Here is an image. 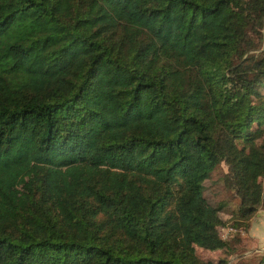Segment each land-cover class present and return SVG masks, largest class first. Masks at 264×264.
<instances>
[{"label":"trees","instance_id":"obj_1","mask_svg":"<svg viewBox=\"0 0 264 264\" xmlns=\"http://www.w3.org/2000/svg\"><path fill=\"white\" fill-rule=\"evenodd\" d=\"M263 179L264 0H0V264H230Z\"/></svg>","mask_w":264,"mask_h":264},{"label":"rangeland","instance_id":"obj_2","mask_svg":"<svg viewBox=\"0 0 264 264\" xmlns=\"http://www.w3.org/2000/svg\"><path fill=\"white\" fill-rule=\"evenodd\" d=\"M220 175L221 172L214 173L212 178L206 181V196L214 205L228 196V190L217 180ZM221 217L225 221V224L219 228L221 236L232 243L234 240L242 242L234 256L231 257L230 264H237L238 260L244 264H253L257 259L258 252L264 248V204L251 221V228L256 238H251L248 235L250 231L240 229L232 224L230 207L221 212ZM197 253L203 259L212 261H217L224 254L221 251H210L200 247L197 248Z\"/></svg>","mask_w":264,"mask_h":264},{"label":"crops","instance_id":"obj_3","mask_svg":"<svg viewBox=\"0 0 264 264\" xmlns=\"http://www.w3.org/2000/svg\"><path fill=\"white\" fill-rule=\"evenodd\" d=\"M251 232H253L252 228H251L250 232L248 233V235H249L251 238H256V237H254V232H253L252 235H250Z\"/></svg>","mask_w":264,"mask_h":264}]
</instances>
